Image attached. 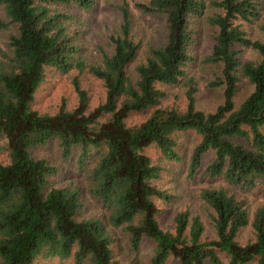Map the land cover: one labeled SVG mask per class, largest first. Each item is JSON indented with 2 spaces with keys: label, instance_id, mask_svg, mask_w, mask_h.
<instances>
[{
  "label": "trees",
  "instance_id": "trees-1",
  "mask_svg": "<svg viewBox=\"0 0 264 264\" xmlns=\"http://www.w3.org/2000/svg\"><path fill=\"white\" fill-rule=\"evenodd\" d=\"M96 5L97 0H0L7 19L0 20V30L8 33L7 48H0V140L9 158L0 163V264H123L103 219L84 215L85 194L100 202L111 228L128 235L133 251L144 239L154 242L152 264L170 259L222 264L219 253L228 264H264V205L251 215L246 194H264V41L253 40L247 29L261 17L259 0L138 3L144 15L163 19L166 30L163 42L145 48L128 5L122 6L121 22L108 39L111 52L88 64L74 17L64 7L90 11ZM202 20L211 52L200 56L201 63L219 67L210 86L221 89L224 98L212 112L197 107V82L187 70L197 60ZM238 47L260 58L241 63ZM49 71L87 72L102 82L105 101L91 109L88 92L75 78L78 106L40 114L33 105ZM243 80L252 91L237 105ZM177 86L186 89L184 110L163 106L162 87ZM141 113L148 114L142 123L128 124L132 114ZM188 132L200 136L189 177L213 153L206 174L228 185L201 191L213 211V240L204 239V224L190 210L175 215L174 232L164 231L158 221L156 202L172 196L157 186L164 169L147 150L157 148L167 161L180 163L177 138ZM53 140L65 160L77 152L84 185L58 183L60 169L37 157L35 150ZM247 227L253 239L244 245L238 237Z\"/></svg>",
  "mask_w": 264,
  "mask_h": 264
},
{
  "label": "rangeland",
  "instance_id": "rangeland-1",
  "mask_svg": "<svg viewBox=\"0 0 264 264\" xmlns=\"http://www.w3.org/2000/svg\"><path fill=\"white\" fill-rule=\"evenodd\" d=\"M150 0H97V5L90 11H84L78 8H65V11L74 17L73 28L80 33L82 52L81 56L86 58V63L96 64L101 59L103 52L110 53L109 36L114 29L118 28L121 22V7L128 5V10L134 23V31L137 38L142 39L143 48L149 44L163 42L166 36L164 20L150 15H144L136 9L138 3H148ZM261 17L247 29L253 40L264 41V33L261 26L264 20V0H259ZM0 20L6 21L3 8L0 6ZM206 20H202L203 38L199 44L197 60L187 69L197 82L198 92L196 94L197 107L205 112L214 111L223 103V91L219 88L210 86V82L220 75L219 67H205L201 63L202 54H210L211 43L209 30L206 27ZM11 32L16 34V26L11 27ZM8 44V33L0 30V48L6 49ZM240 51L239 61H255L260 58L259 54L252 49L238 47ZM132 65V71L134 66ZM78 79L83 89L88 92L91 109L105 101V89L101 81L93 78L87 72L80 73L72 71L69 75H63L57 71H49L45 82L38 90L34 109L40 114H55L61 108L74 110L78 106V98L74 89L73 80ZM167 93V98L163 103L164 107L177 108L184 110L187 105L186 89L182 86L162 87ZM252 91V86L248 81L243 80L237 90L236 103L239 105ZM148 114H132L128 119L129 125L142 123ZM178 151L182 158L180 163L169 162L162 157L157 148L151 147L147 154L155 163H160L164 169L162 178L157 182V186L168 191L172 200L157 201L159 210L158 221L164 231L174 232L175 224L173 218L178 212L190 210L192 216H199L205 227V240L215 239V231L211 225L212 209L207 206L201 198L203 189L228 188L225 181L220 178H211L206 174L208 165L213 159V153L207 154L200 170L191 179L188 174L189 161L196 144L200 141V136L194 132L179 134ZM4 141L0 140V163L6 164L9 161ZM37 157L46 158L60 169V177L57 182H76L84 185L82 178L77 170V152L73 158L65 160L57 140L51 141L47 146L35 150ZM247 198L251 209V215L259 205H264V194L258 190L247 192ZM83 201L85 203L84 215L86 217H98L103 219L109 231L115 239L116 256L123 264H152L151 259L154 250V242L144 239L138 251H133L128 235L121 229H113L108 225L106 213L99 201L85 194ZM253 239L251 227H247L240 233L238 240L241 244H246ZM222 264H228V258L224 253H219ZM51 264H72L68 261H54ZM166 264H179L178 261L170 259ZM254 264V263H252Z\"/></svg>",
  "mask_w": 264,
  "mask_h": 264
}]
</instances>
